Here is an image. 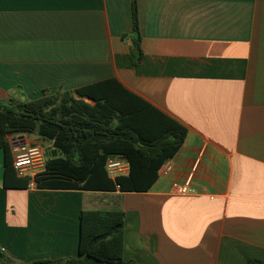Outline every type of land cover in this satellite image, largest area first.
<instances>
[{"label":"crops","instance_id":"obj_1","mask_svg":"<svg viewBox=\"0 0 264 264\" xmlns=\"http://www.w3.org/2000/svg\"><path fill=\"white\" fill-rule=\"evenodd\" d=\"M137 11L134 65L131 0H0V101L114 77L187 130L143 192L38 188L35 176L6 188L0 149V259L74 256L82 210L122 209L126 261L264 263V0H137Z\"/></svg>","mask_w":264,"mask_h":264},{"label":"trees","instance_id":"obj_2","mask_svg":"<svg viewBox=\"0 0 264 264\" xmlns=\"http://www.w3.org/2000/svg\"><path fill=\"white\" fill-rule=\"evenodd\" d=\"M131 18L129 57L136 65L143 55L137 0H131ZM186 132L183 124L114 77L72 90L60 88L49 93L44 89L43 95L35 99L0 101L2 184L6 188L29 186V177H20L15 171L7 137L34 134L51 143L46 149L44 169L34 177L36 187L147 191L160 167L184 142ZM111 156L128 162L126 174L113 178L108 175L105 164ZM79 220L76 255L30 262L0 259V264H134L123 259L122 209L82 210ZM252 263L264 264L256 259Z\"/></svg>","mask_w":264,"mask_h":264},{"label":"built area","instance_id":"obj_3","mask_svg":"<svg viewBox=\"0 0 264 264\" xmlns=\"http://www.w3.org/2000/svg\"><path fill=\"white\" fill-rule=\"evenodd\" d=\"M7 139L11 146L13 166L18 176L32 177L44 169L46 148L41 142L29 141L23 134L9 135ZM198 162L199 159H196L194 165L196 166ZM105 168L108 175L113 178L126 174L129 164L123 157L111 156L107 158ZM191 176L189 174L188 180L178 187L179 192L190 191L188 184Z\"/></svg>","mask_w":264,"mask_h":264},{"label":"rangeland","instance_id":"obj_4","mask_svg":"<svg viewBox=\"0 0 264 264\" xmlns=\"http://www.w3.org/2000/svg\"><path fill=\"white\" fill-rule=\"evenodd\" d=\"M38 142H40V141H38ZM44 143L47 144V142H45V141H44ZM42 144H43V143H42ZM43 145H44V144H43ZM48 147H49V146H47V148H48ZM106 199H107V198H102L103 201H107Z\"/></svg>","mask_w":264,"mask_h":264},{"label":"water","instance_id":"obj_5","mask_svg":"<svg viewBox=\"0 0 264 264\" xmlns=\"http://www.w3.org/2000/svg\"><path fill=\"white\" fill-rule=\"evenodd\" d=\"M60 154V153H59Z\"/></svg>","mask_w":264,"mask_h":264}]
</instances>
